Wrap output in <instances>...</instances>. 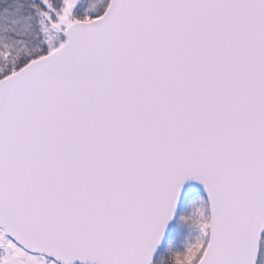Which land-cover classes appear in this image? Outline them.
I'll list each match as a JSON object with an SVG mask.
<instances>
[{
    "label": "snow or ice",
    "instance_id": "6c2138e0",
    "mask_svg": "<svg viewBox=\"0 0 264 264\" xmlns=\"http://www.w3.org/2000/svg\"><path fill=\"white\" fill-rule=\"evenodd\" d=\"M0 264H264V0H0Z\"/></svg>",
    "mask_w": 264,
    "mask_h": 264
}]
</instances>
